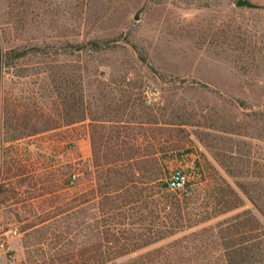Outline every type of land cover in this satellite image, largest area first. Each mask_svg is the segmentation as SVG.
<instances>
[{
  "label": "rangeland",
  "instance_id": "374dc122",
  "mask_svg": "<svg viewBox=\"0 0 264 264\" xmlns=\"http://www.w3.org/2000/svg\"><path fill=\"white\" fill-rule=\"evenodd\" d=\"M236 1L0 0L6 47L48 43L41 53L31 51L0 67V241L11 247L9 254L0 249V264L42 263L40 245L21 224L45 216L47 201L59 194L61 174L70 168L84 174L83 162L90 160L88 174H98L84 125L92 122L96 132L112 125L86 120L7 140L16 126L2 124L3 112L16 105L20 112L58 108L75 118L82 93L92 116L109 110L128 120L147 111L150 124L129 125L146 131L137 160L149 162L147 174L160 133L168 172L197 166L205 176L221 174L233 185L229 174H248L243 182H256L254 174L264 177V0H250L256 8ZM91 38H109L111 45L54 54L50 43ZM147 87L157 93L151 104ZM260 183L264 186V179ZM243 201L215 220L252 207L244 196Z\"/></svg>",
  "mask_w": 264,
  "mask_h": 264
},
{
  "label": "trees",
  "instance_id": "16d2710c",
  "mask_svg": "<svg viewBox=\"0 0 264 264\" xmlns=\"http://www.w3.org/2000/svg\"><path fill=\"white\" fill-rule=\"evenodd\" d=\"M7 43L0 34L1 68L48 46L43 39L28 47H6ZM50 43L55 45L54 54H72L108 49L111 39ZM77 101L81 108L75 118L58 108L54 113L20 112L16 105L3 112L2 124L16 126L7 138L12 141L86 120L112 124L102 125L97 132L90 128L92 122L84 125L90 132L98 174H88L90 160L83 162L84 174H74L70 168L59 176L63 177L59 194L47 201L45 216L21 224V231L40 245L41 264H264V186L260 183L264 177L254 174L256 182H243L248 174H229L235 179L233 185L221 174L205 176L199 169L184 190H171L168 154L160 133L155 137L159 144L153 152L152 174H147V160H137L146 131L135 132L129 125L150 124L149 112L128 120L109 110L92 116L82 93ZM243 196L251 208L215 220L240 208Z\"/></svg>",
  "mask_w": 264,
  "mask_h": 264
},
{
  "label": "built area",
  "instance_id": "2783aa9c",
  "mask_svg": "<svg viewBox=\"0 0 264 264\" xmlns=\"http://www.w3.org/2000/svg\"><path fill=\"white\" fill-rule=\"evenodd\" d=\"M144 94L148 104H151L157 100V93L153 90H150L148 87L145 88ZM169 174L170 175L167 179L169 189L182 191L189 182L196 179L197 174H199V168L197 166L182 165L173 169ZM15 233V230L11 232V234ZM0 249L8 254L11 252L10 245L5 241H0Z\"/></svg>",
  "mask_w": 264,
  "mask_h": 264
},
{
  "label": "water",
  "instance_id": "95a60500",
  "mask_svg": "<svg viewBox=\"0 0 264 264\" xmlns=\"http://www.w3.org/2000/svg\"><path fill=\"white\" fill-rule=\"evenodd\" d=\"M237 6H247L250 8H256L258 5L251 2L250 0H237L235 3ZM143 9V5L136 11L135 15H134V19H139L140 17V12Z\"/></svg>",
  "mask_w": 264,
  "mask_h": 264
}]
</instances>
